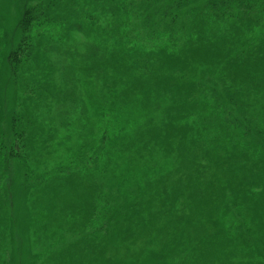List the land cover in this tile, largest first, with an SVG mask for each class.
Masks as SVG:
<instances>
[{
  "label": "trees",
  "instance_id": "trees-1",
  "mask_svg": "<svg viewBox=\"0 0 264 264\" xmlns=\"http://www.w3.org/2000/svg\"><path fill=\"white\" fill-rule=\"evenodd\" d=\"M0 264H264V0H0Z\"/></svg>",
  "mask_w": 264,
  "mask_h": 264
},
{
  "label": "rangeland",
  "instance_id": "rangeland-1",
  "mask_svg": "<svg viewBox=\"0 0 264 264\" xmlns=\"http://www.w3.org/2000/svg\"><path fill=\"white\" fill-rule=\"evenodd\" d=\"M11 13H13V11H11ZM10 13V14H11ZM105 69L106 70H110V71H113L114 69L110 66H105ZM97 79L96 78H94V81L92 82V85H91V87H94V88H99V85L97 84ZM98 86V87H97ZM83 89L86 91L87 89H89L90 90V88H89V86H86L85 84L83 85ZM154 147H155V145L154 146H151V148H150V152L154 149ZM155 152V151H154ZM153 153V152H152ZM170 260V259H169Z\"/></svg>",
  "mask_w": 264,
  "mask_h": 264
}]
</instances>
